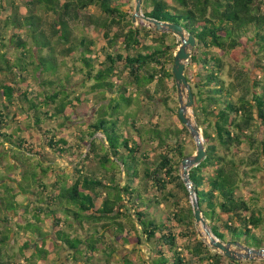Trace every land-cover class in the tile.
Instances as JSON below:
<instances>
[{
  "label": "trees",
  "instance_id": "trees-1",
  "mask_svg": "<svg viewBox=\"0 0 264 264\" xmlns=\"http://www.w3.org/2000/svg\"><path fill=\"white\" fill-rule=\"evenodd\" d=\"M171 1L176 6L167 0H144L143 13L158 21L179 24L196 39L185 74L193 91V113L203 131L207 152L204 161L189 172L199 207L211 232L221 241L264 248V239L256 233L264 226L261 194L252 189V196L247 198L243 193L255 182L261 187L258 175L264 171V137H259L260 133L264 136V0ZM21 6L25 13L21 12ZM92 7L100 15L91 14ZM132 11L131 3L126 0H0V12H6L3 27L13 31L7 41L0 31L3 64H0V77L10 75L13 80L6 83L0 79V98H6L8 105L16 101L24 119L33 120L34 127L41 130L46 119L40 115L50 116L52 120L57 117L69 120L68 107H76L78 103L74 100L84 102L87 94L72 98L73 86L80 83H73L74 75H82L83 87L97 95L96 101L101 105L93 123L80 133V141L84 143L88 136L90 141L86 144L90 145L91 152L97 145L96 134L104 135L108 146L99 162L109 172L112 170L107 165L114 162L123 167L125 174V185H121L122 179L115 180V172L110 175L109 183H104L79 168L52 179L57 171L65 170L47 161L20 137L31 126L30 122L24 125L18 121L22 124L16 122L19 129L12 131L17 125H11L7 105L5 113L0 111V167L4 157L8 159L6 172L20 171V175L0 184V224L8 230L14 223L15 234L31 233L20 249L26 264H38V260L46 264L55 248L60 253L66 252L60 256V260L66 258V263L92 264L94 255L90 254L96 252L100 238L94 234L84 238L62 229V224L73 229L75 222L80 229L100 224L103 233L114 234V244L119 246L136 248L147 244L154 255L149 264H241L217 252L202 239H196L186 251L178 245V238L187 235L176 233V228L195 227L191 196L179 168L181 160L193 154L185 152L186 143L182 138L189 131L185 127L161 130L152 123L148 128L138 127L140 107L128 92L135 88L150 100L158 93L157 100L168 105L171 90L176 92L172 69L179 44L166 45L165 40L171 34L134 24ZM46 15L51 16V22L46 21ZM76 22L84 30L94 27L106 43L101 52L94 50L95 44L85 32L79 38L74 35ZM152 35L158 37L157 44H144ZM23 36L31 39L32 46ZM52 38H56V44ZM58 44L64 46L60 55L73 57L71 54L78 53L74 57L81 63L78 68H67L63 79L58 77ZM250 45L257 56L254 76L253 69L240 65L238 57H233L234 65L223 59L224 55L243 54ZM10 48L18 52L19 66H12L7 59ZM101 54H104L103 60H100ZM14 69L18 71L17 76ZM125 73L127 80H122ZM24 75L38 81L39 91H29L28 87L16 89L14 85L21 79L24 81ZM155 82L157 89L153 91L150 86ZM42 106L48 108L46 112L41 111ZM152 106V103L145 106L149 114ZM55 138L53 135L49 139V147L60 153L69 152L71 147L67 141ZM155 142L166 153L151 167L147 164V147ZM243 145L248 150L241 154ZM177 156L180 161L175 160ZM84 158L89 159L90 154ZM117 168L120 174V167ZM1 174L0 171V181L4 182ZM172 184L184 192L185 207L177 192L168 189ZM149 188L158 190L161 199L158 195L148 198L143 190L146 192ZM18 195L30 196V201L21 205L16 202ZM162 200L165 204L172 202L174 209L164 222H158L156 207L159 208ZM58 213H63L64 219L57 218ZM48 217L54 220V227H59L54 234L42 228ZM128 225L135 235L128 234ZM10 237L0 230V264H21L15 257L7 260L2 256ZM29 250L31 255L26 256ZM121 264L133 262L124 257Z\"/></svg>",
  "mask_w": 264,
  "mask_h": 264
},
{
  "label": "rangeland",
  "instance_id": "rangeland-1",
  "mask_svg": "<svg viewBox=\"0 0 264 264\" xmlns=\"http://www.w3.org/2000/svg\"><path fill=\"white\" fill-rule=\"evenodd\" d=\"M63 2L65 0H62ZM129 1L131 3V7H133V11L132 14L134 13V0H126V2ZM168 3L171 6H176L174 4V2H172L171 0H167ZM128 9V5H126ZM21 12L25 13V8L23 6H21ZM91 14L94 15H100L99 10L96 7H92L90 10ZM47 17L45 18L46 21L51 22L52 18L50 15H46ZM6 17V12H0V31H2L4 38L7 40L10 39L11 35L13 34L12 29H6L3 27L4 24V19ZM138 25H146L148 26L144 21L142 20H138V22L136 23ZM73 30H74V35L76 37H81L82 33L85 32V35H87L88 37H90L94 44H95V51H102V47L106 46L105 41L103 40V38L101 36H99L98 34H96L94 27L93 26H89L87 27L85 30L83 29V27L80 25L79 22H76L73 24ZM149 27V26H148ZM49 29V25L47 27ZM172 35V34H171ZM24 39L28 40V43L30 44V46H32V41L31 39L27 38V36H23ZM158 37L156 35H152L149 39H147L146 41H144V44L146 45H156V39ZM178 39V38H177ZM53 43H57L56 42V38H52ZM179 41V39H178ZM180 42V41H179ZM179 44L180 43L177 42V40L175 39V36H169L166 38L165 40V44L166 45H171V44ZM63 45L58 44V46L56 47V56L58 59V64H59V72H58V77L64 76L68 71L67 68H78L81 63L76 61V57H78V53H74L71 54L76 56V57H64L62 55L59 54V51L61 49H63ZM1 51V50H0ZM48 54V52L45 53V56ZM7 59L9 60L10 64L12 66H19V62H18V52H16L15 50H13L12 48H10L7 51ZM233 55V56H232ZM232 55H224L223 59L225 61H227L229 64L234 65L235 63V59L233 58L238 57L240 59V65L246 66V67H251L253 69V76L257 73H255V68H254V62L256 59V55H255V50H253L252 45H250V49L248 46V49H245V52H243V54L241 53H235ZM48 57V56H47ZM18 59V60H16ZM104 59V54H101V58L100 60ZM239 62V61H238ZM189 63V62H188ZM0 64L1 61H0ZM3 65V64H2ZM65 65V66H63ZM188 65V64H187ZM196 70V71H195ZM194 70V73H197V68ZM14 73L17 76L18 75V71L16 69H14ZM75 73V72H74ZM12 74L13 79L16 78V76ZM70 75V74H69ZM76 75V74H75ZM74 75V79L72 80L73 83H77L76 85L73 86V91L74 94H72V98L76 97V96H82L87 94V96L85 97L84 102H79V101H75L76 107H68V111H67V117L69 120L64 119V117H57L55 120H52L50 118V116H46L44 115H40V117H42L43 119H46L43 124L42 129L40 130L38 127H34L33 124V120L30 119V128L29 126H27L24 131L22 133H20V137H22L23 139L27 140V144L29 146H33V148H35L37 151H39L40 153H42L46 158L47 161H49L50 163H54L57 167L64 169L65 171L63 172H59L57 171L52 179H55L54 177H56L58 174H64L65 172H72L75 168H79L84 170V172L86 171L90 176L96 178V179H100L102 181H104V183H109V179H110V175L114 174L115 172V180L117 179H122L120 181L121 185H125V174L123 171V167L119 166L118 164L112 162L109 163L107 165V168L111 169L112 172L106 171L101 163L99 162V159L101 156L104 155L105 152V148L108 146V143L106 142V138L104 135L98 133L96 134V136L94 137L97 145L96 148L94 149V151L90 152V145L86 144V142L88 143V141H90L89 137L86 136L85 137V142H81L80 141V133H82L83 131H87V127L88 125H90L91 123H93V121L95 120L96 114L100 108L101 103H98V99L96 101V96L92 95L89 92V89L86 87H83L81 80L83 79V76H75ZM4 76V75H3ZM0 77V79L3 80V82L6 83H10L13 82V80L10 78L9 76H4V77ZM127 73H125L123 76H121L122 80H127ZM26 78V79H25ZM24 81L21 79V81H19V84H15L14 86L16 87V89H18L19 87H23L24 89H26L28 87L29 91L30 90H36L39 91L40 86L38 84V81L34 78H32V76L27 75L25 77L24 75ZM63 79V78H62ZM121 83L120 80H118L117 84L119 85ZM156 82L154 84H152L150 87L151 89L154 91L157 89L156 87ZM169 86L168 87H172V83L169 82L168 83ZM3 91V89H2ZM132 93V95L135 98V103H137V105L140 107V110H138V119L137 122L138 127H150V123L152 124H156L159 125V128L161 130L165 129L166 127H173V128H179L182 129L184 126L182 125V123L180 122V120L178 119V110H179V100H178V94H177V90L176 92L174 90H171V100L169 102L168 105H164L161 101L157 100L158 97V93L154 95L153 100L150 99H146L143 95H140L138 93V91L135 88L129 89L128 94ZM98 98V97H97ZM97 102V103H96ZM152 103V110H151V114L148 113V109L145 107L146 104ZM8 105V101L6 100V98L1 99L0 98V111H3L4 113L6 112L5 106ZM8 110L11 111L9 112L11 114L10 116V122L11 125H17L16 127L14 126V130H12L13 132L15 131V129H19L18 128V123L22 124L20 122H23L24 125H27L29 122H27L26 119H24V115L21 114L20 109L17 106V102L15 101L13 104H9L8 105ZM26 107V106H25ZM156 107V108H155ZM47 107L42 106L41 111L46 112L47 111ZM52 110L50 109V112ZM15 113V116H14ZM48 117V118H47ZM26 118V117H25ZM29 119V118H28ZM20 121V122H18ZM18 122V123H16ZM63 123V126L60 127V124ZM21 129V128H20ZM50 129V130H48ZM5 131V130H4ZM10 132V130H6V132ZM46 131H50V133L46 132ZM56 136L55 140H59L60 138H64L67 141V145L68 147H71L69 152L67 153H60L57 149L54 148H50L49 147V139L52 136ZM84 136V134H83ZM260 138H263V134H259ZM182 138L185 140V152L187 153H195L196 151V147H195V143L191 137V135H184L182 136ZM5 146H9V144L7 143ZM148 149V161L147 164H149V166L154 167V165H157L159 160H160V156L164 153H166L165 149H161L158 145L157 142H155L152 145H149L147 147ZM248 148L246 145H243L241 148V154L244 152H247ZM2 152V147H0V154ZM90 154V158L86 159L84 158L86 154ZM174 156V155H173ZM176 161H180V158L177 156L175 157ZM182 161V160H181ZM2 163L3 165L0 167V171H1V175L4 176L5 181H0V184H4L5 182L8 181H12L16 178L19 177V172H9L7 173L5 168L8 165V159H5L4 157L2 158ZM120 167V174H119V168ZM179 168L181 170V163L179 165ZM181 174V171H180ZM10 178H9V177ZM8 177V178H6ZM3 178V179H4ZM258 181L261 182V187L263 188L264 186V171L263 173H260L258 175ZM138 181L136 182L135 186H137ZM259 183H253L251 185H248V188H246L244 190V196H246L247 198H250L252 196L251 194V190L255 189L259 192V194H261V198L264 201V190L261 189V187H259ZM168 189H170L171 191L177 192L178 197L181 200V205L183 207L186 206L187 203V198L185 197L184 192H180V190L175 186V185H170L168 187ZM2 192V191H1ZM144 193H146V196L148 198H153L154 196H159V198L161 199L162 194L156 190L155 188H149L146 192L143 190ZM30 201V196H24V195H18L16 198V202L21 204V205H26L28 202ZM163 203L159 206V208L156 207V210H158L159 212L156 214V220L158 222H164L165 219H167L168 215L171 213V209H174L172 202L171 203H164V200H162ZM262 201L261 205H264V202ZM154 210V209H153ZM153 210L151 209V213H153ZM11 215L13 216V218H16V214L11 213ZM1 217V214H0ZM46 217V216H45ZM57 218H61L64 219V214L63 213H58ZM18 218V217H17ZM19 221L21 220L20 218H18ZM123 223H126V219L125 217H122ZM72 221V220H71ZM54 220H52L50 217H48L42 224V228L46 233H51L54 234V232H56V230L59 228L54 227L53 226ZM176 224V222H174ZM61 227V226H60ZM62 229L65 231H69L70 234L72 235H80L82 237H89L88 235L90 234H94L95 237H99L100 238V242L97 243L96 245V252L94 254H90V255H94L93 257V263L92 264H121L122 259L124 257H128V259H131V261L133 262V264H149L150 263V259H152L154 257V255L150 252V249L148 247L147 244H144L143 246H137L136 248L134 246H119L114 244V234L112 232H108V233H103V228L100 226V224H93L90 225V227L86 225L85 229H80L79 224H77L75 222V224L73 225V229H70L68 227L67 224H62ZM79 227V228H78ZM15 229L16 226L14 225V223L10 224V226H8V230H6V228L0 224V230L1 231H5V234H10V238L9 240H7V246L3 247L2 249V256L5 259H10L12 257H15V260L21 264H26L25 259L23 258V256L21 255V245L22 243L28 238L30 239V235L31 233L29 232L28 234H15ZM191 229V230H189ZM127 232L130 235H135L133 233V230L130 229V226H127ZM201 230L203 231V233L205 234V230L204 228L201 227ZM14 231V232H13ZM137 231H139V229H137ZM176 233H182L184 235H187L186 238H183L182 236L178 238V245L179 247L183 250L186 251V247L191 246L193 244H195L196 239H201L199 237V229L196 226L195 223V227H184V226H178L175 230ZM197 233V235H196ZM256 233H258V235L264 239V226H262L260 229H258L256 231ZM207 239V241H209L208 237L206 236V234L204 235ZM203 240V239H202ZM244 245V244H243ZM246 246V245H245ZM135 248V249H134ZM116 250L115 252H112V250ZM66 252H62L60 253V250H58L57 248H55L51 255L50 258H48V261L46 264H71V263H66V258L64 257L62 260H60V256H62L63 254H65ZM31 255V250H29L26 254V256H30ZM170 255V254H168ZM187 257L189 258V254H187ZM74 262V261H73ZM241 264H264L263 261H240ZM38 264H42L41 261H37ZM81 264H85L83 262H81Z\"/></svg>",
  "mask_w": 264,
  "mask_h": 264
},
{
  "label": "water",
  "instance_id": "water-1",
  "mask_svg": "<svg viewBox=\"0 0 264 264\" xmlns=\"http://www.w3.org/2000/svg\"><path fill=\"white\" fill-rule=\"evenodd\" d=\"M143 1L144 0H134V13L132 15L133 23L136 24L138 20H142L149 26V28H153L158 32L172 34L178 38L181 43L174 55V65L172 69L180 105L178 119L189 131L196 147L194 154L181 161V177L191 196L194 220L199 229V237L217 252L233 261H264V248H251L239 242L225 243L211 232L208 222L204 219L203 213L198 204L197 194L189 179L190 170L201 164L207 156L203 131L196 123L193 113V91L185 74L187 64L192 57V49L196 46V39L188 34L184 27L179 24L158 21L145 16L143 13ZM201 227L204 228L206 236L210 239L209 241H207L204 236L205 234L201 230Z\"/></svg>",
  "mask_w": 264,
  "mask_h": 264
},
{
  "label": "bare ground",
  "instance_id": "bare-ground-1",
  "mask_svg": "<svg viewBox=\"0 0 264 264\" xmlns=\"http://www.w3.org/2000/svg\"><path fill=\"white\" fill-rule=\"evenodd\" d=\"M208 239H209V237H208ZM210 240V239H209Z\"/></svg>",
  "mask_w": 264,
  "mask_h": 264
}]
</instances>
